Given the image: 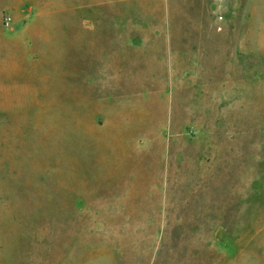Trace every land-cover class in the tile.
Segmentation results:
<instances>
[{
    "label": "rangeland",
    "instance_id": "374dc122",
    "mask_svg": "<svg viewBox=\"0 0 264 264\" xmlns=\"http://www.w3.org/2000/svg\"><path fill=\"white\" fill-rule=\"evenodd\" d=\"M0 264H264V0H0Z\"/></svg>",
    "mask_w": 264,
    "mask_h": 264
}]
</instances>
